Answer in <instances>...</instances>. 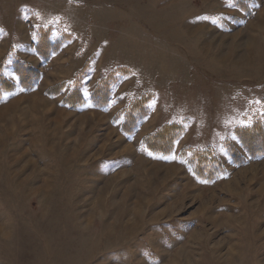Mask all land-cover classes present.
<instances>
[{
	"label": "rangeland",
	"instance_id": "374dc122",
	"mask_svg": "<svg viewBox=\"0 0 264 264\" xmlns=\"http://www.w3.org/2000/svg\"><path fill=\"white\" fill-rule=\"evenodd\" d=\"M39 29L64 41L47 62ZM12 58L39 80L0 101V264H264V142L236 135L264 127V0H0ZM171 124L170 152L144 147Z\"/></svg>",
	"mask_w": 264,
	"mask_h": 264
},
{
	"label": "trees",
	"instance_id": "16d2710c",
	"mask_svg": "<svg viewBox=\"0 0 264 264\" xmlns=\"http://www.w3.org/2000/svg\"><path fill=\"white\" fill-rule=\"evenodd\" d=\"M37 37L35 40V52L36 55L41 59V61L47 62L50 57L55 54L63 41V38L54 39L52 38L50 29H39L37 31ZM0 101L3 100L6 96L12 94L17 88L23 92H30L35 89L38 84L39 74L33 71L26 63H23L21 60L15 58L8 60V65L5 67L3 64L0 65ZM7 68V71L10 70L15 78V82L12 79L8 78L4 74V70ZM111 84L112 77L101 81L98 86L93 90L89 97V102L91 105L98 109L106 108L110 102L111 95ZM64 85L61 84L54 89H50L47 93L49 96H58L61 94ZM87 99L84 97V93L80 85H75L70 89V91L64 96L63 104L69 108H79L86 105ZM145 100L136 99L132 102V108L130 113L127 116V121L129 124L135 122V116L144 115L146 113ZM122 126L123 133L132 135V130H129L128 126ZM125 128V129H124ZM178 133H182L181 127L176 124L166 125L161 127L159 131L153 134L149 139L143 140L144 147L149 151L158 153L161 155L167 154V151H171L178 137ZM237 139L241 145L246 150V153L250 157H255V152L259 150L258 146L264 142V127L260 125L257 121L251 126L237 129L236 131ZM257 145V148H255ZM168 149L167 153H164V150ZM231 149V148H230ZM169 151V152H170ZM231 155V151L229 150ZM235 159V155H231ZM230 156V157H231ZM209 161H215V159H209ZM200 162H202L199 154L193 156L190 161V165L195 171H199Z\"/></svg>",
	"mask_w": 264,
	"mask_h": 264
},
{
	"label": "snow or ice",
	"instance_id": "6c2138e0",
	"mask_svg": "<svg viewBox=\"0 0 264 264\" xmlns=\"http://www.w3.org/2000/svg\"><path fill=\"white\" fill-rule=\"evenodd\" d=\"M257 104H260L261 101H256ZM202 183H207V181H202Z\"/></svg>",
	"mask_w": 264,
	"mask_h": 264
}]
</instances>
